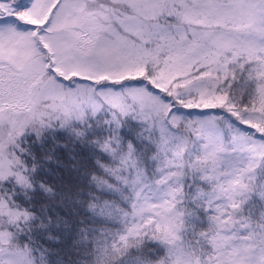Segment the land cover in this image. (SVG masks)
<instances>
[{
    "label": "snow or ice",
    "instance_id": "obj_1",
    "mask_svg": "<svg viewBox=\"0 0 264 264\" xmlns=\"http://www.w3.org/2000/svg\"><path fill=\"white\" fill-rule=\"evenodd\" d=\"M0 264H264V0H0Z\"/></svg>",
    "mask_w": 264,
    "mask_h": 264
}]
</instances>
